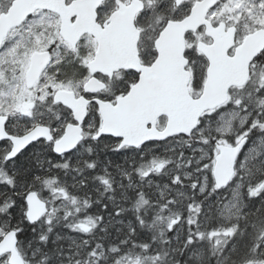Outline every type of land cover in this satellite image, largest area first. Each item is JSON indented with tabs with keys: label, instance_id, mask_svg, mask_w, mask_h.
<instances>
[{
	"label": "snow or ice",
	"instance_id": "6c2138e0",
	"mask_svg": "<svg viewBox=\"0 0 264 264\" xmlns=\"http://www.w3.org/2000/svg\"><path fill=\"white\" fill-rule=\"evenodd\" d=\"M0 264H264V0H0Z\"/></svg>",
	"mask_w": 264,
	"mask_h": 264
}]
</instances>
